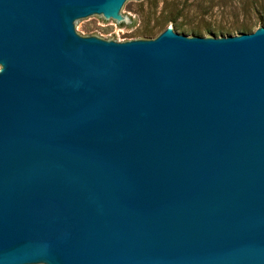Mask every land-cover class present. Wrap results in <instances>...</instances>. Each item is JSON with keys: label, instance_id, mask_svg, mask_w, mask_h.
Masks as SVG:
<instances>
[{"label": "water", "instance_id": "water-1", "mask_svg": "<svg viewBox=\"0 0 264 264\" xmlns=\"http://www.w3.org/2000/svg\"><path fill=\"white\" fill-rule=\"evenodd\" d=\"M147 0H0V264H264V26L81 36Z\"/></svg>", "mask_w": 264, "mask_h": 264}, {"label": "rangeland", "instance_id": "rangeland-1", "mask_svg": "<svg viewBox=\"0 0 264 264\" xmlns=\"http://www.w3.org/2000/svg\"><path fill=\"white\" fill-rule=\"evenodd\" d=\"M247 0H147L144 4L132 2L124 11L122 25L115 21H86L79 23L81 36H96L116 42L153 38L164 27L172 25L166 22L172 18L183 29L194 26H209L212 30L228 28L234 24L251 19V31L260 26L257 17H264V6L243 11L241 3ZM145 29L149 33L143 34ZM178 34L190 36L188 32L174 30ZM230 33L228 35H236ZM199 36H208L201 33ZM213 36H225V34Z\"/></svg>", "mask_w": 264, "mask_h": 264}, {"label": "trees", "instance_id": "trees-1", "mask_svg": "<svg viewBox=\"0 0 264 264\" xmlns=\"http://www.w3.org/2000/svg\"><path fill=\"white\" fill-rule=\"evenodd\" d=\"M264 6V0H247V2L241 3V8L243 11L251 10L256 7L262 8ZM256 21L259 23L260 26H264V17H257ZM166 22H171L172 23V28L173 30H179L181 32H188L191 35L199 36L201 33H204L206 35L213 36V34L217 33L218 35L220 34H225L228 35L232 32L234 33H248L251 30V27L253 25V22H251V19H247L245 22H241L238 24H234L228 28H223L219 27L216 28L215 30H212L209 26H194V27H189L186 29H183L182 26L175 24L174 20L172 18H169L166 20ZM143 34L149 33L148 29H145ZM215 37V36H214Z\"/></svg>", "mask_w": 264, "mask_h": 264}]
</instances>
